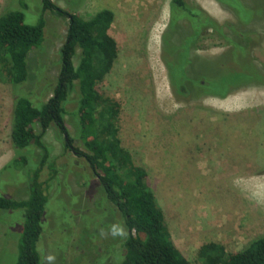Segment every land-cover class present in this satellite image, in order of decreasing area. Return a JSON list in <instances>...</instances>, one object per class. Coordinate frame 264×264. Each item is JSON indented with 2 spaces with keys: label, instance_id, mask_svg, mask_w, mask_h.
<instances>
[{
  "label": "rangeland",
  "instance_id": "rangeland-1",
  "mask_svg": "<svg viewBox=\"0 0 264 264\" xmlns=\"http://www.w3.org/2000/svg\"><path fill=\"white\" fill-rule=\"evenodd\" d=\"M51 1L81 18L102 8L112 12L108 33L117 53L97 89L118 102L120 145L129 152L132 163L144 169L146 184L182 257L189 264H201L196 255L201 244L213 242L233 252L263 235L264 84L239 87L223 98L176 97L160 57L169 0ZM185 1L219 23L237 22L242 32L256 30L259 38L250 55L264 76V0H222L238 13L237 21L215 0ZM20 4L19 8V0H0V13L14 5L12 9L23 13L26 24L39 17L44 20L42 43L29 52L28 62L35 76L40 71L33 96L45 101L55 83L57 49L64 41L68 17L40 14L39 0H20ZM180 25L183 35L187 25ZM226 50L220 40H202L190 54L192 71L205 68L201 58H218ZM236 59L238 62L225 61L223 68H244L251 73L248 56ZM73 61L75 64L76 57ZM213 74L207 71L208 78ZM237 80L240 84L245 78ZM231 83L235 81L228 80L225 87ZM11 106V86L0 76V168L6 165L0 170V194L21 199L24 184L17 165L9 162L13 157ZM69 119L64 120L71 136ZM42 140L50 146L56 175L47 189L44 230L36 244L41 264H119L122 238L112 234L114 226L121 227L116 208L105 199L84 159L63 148V135L53 125ZM21 224L20 211L0 210V264L16 261ZM50 255L54 260H48Z\"/></svg>",
  "mask_w": 264,
  "mask_h": 264
},
{
  "label": "trees",
  "instance_id": "trees-1",
  "mask_svg": "<svg viewBox=\"0 0 264 264\" xmlns=\"http://www.w3.org/2000/svg\"><path fill=\"white\" fill-rule=\"evenodd\" d=\"M215 1L237 21V12L222 0ZM27 4L28 1L23 9H27ZM12 6L0 13V76L11 86L9 137L13 157L9 162L17 165L25 197L14 199L0 194V210H18L22 217L16 261L1 264H41L36 244L44 230L47 189L56 175L50 146L42 140L50 125L63 135V148L84 159L105 199L119 214L120 225L126 233L118 242L119 264H189L171 240L162 212L146 184L144 169L134 165L129 152L120 145L118 102L101 95L97 89V83L109 71L117 53L116 43L108 33L112 12L102 8L88 18H81L67 13L51 0H39L40 14L49 12L68 17L64 41L57 49L59 68L55 83L49 97L42 101L33 96L40 71L37 70L36 76V71L31 72L28 56L42 43L44 20L39 17L35 23L26 24L23 13ZM181 22L187 25L183 35ZM235 23H219L185 0L168 1L160 57L174 96L223 98L239 87L264 84L261 69L250 55L251 46L258 42L259 36L253 29L240 31ZM206 38L220 40L228 48L218 58H201L205 68L192 71L191 51ZM246 56L251 73L244 68H239L240 71L223 68L225 61L238 62L236 57ZM209 70L214 73L210 78ZM240 78L245 81L239 84L236 80L240 82ZM228 80L235 83L225 87ZM66 116L72 124L71 136L66 133ZM27 147L26 153L20 152ZM196 255L201 264H264V234L233 252L207 242L198 247Z\"/></svg>",
  "mask_w": 264,
  "mask_h": 264
},
{
  "label": "clouds",
  "instance_id": "clouds-1",
  "mask_svg": "<svg viewBox=\"0 0 264 264\" xmlns=\"http://www.w3.org/2000/svg\"><path fill=\"white\" fill-rule=\"evenodd\" d=\"M112 234H113V235L123 236V235H125L126 233H125V230H124L122 227L114 226V227L112 228ZM48 260H49V261H52V260H54V257L50 255V256L48 257Z\"/></svg>",
  "mask_w": 264,
  "mask_h": 264
},
{
  "label": "flooded vegetation",
  "instance_id": "flooded-vegetation-1",
  "mask_svg": "<svg viewBox=\"0 0 264 264\" xmlns=\"http://www.w3.org/2000/svg\"><path fill=\"white\" fill-rule=\"evenodd\" d=\"M223 44L228 48L227 44H225V43H223Z\"/></svg>",
  "mask_w": 264,
  "mask_h": 264
}]
</instances>
